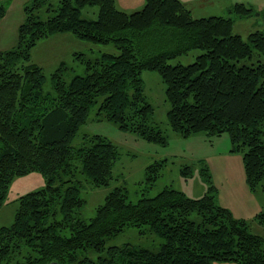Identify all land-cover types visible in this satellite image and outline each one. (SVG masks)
<instances>
[{
	"label": "trees",
	"instance_id": "1",
	"mask_svg": "<svg viewBox=\"0 0 264 264\" xmlns=\"http://www.w3.org/2000/svg\"><path fill=\"white\" fill-rule=\"evenodd\" d=\"M51 2L25 3L15 45L0 51V208L15 178L37 172L45 180L42 189L17 199L12 224L0 228V264H264V237L217 204L206 165L201 174L209 186L199 199L166 187L131 203L125 189L117 187L85 222L78 215L85 204L83 182L108 186L118 150L96 135H84L78 148L71 145L100 98L97 120L167 144L150 123L153 108L143 95L142 73L156 72L165 86L170 129L182 138L228 134L231 152L243 153L249 190L264 193V63H245L255 54L264 58V33L252 32L246 40L233 33L236 19L257 11L236 3L228 17L194 18L179 0H145L130 13L115 0H60L57 7ZM9 3L0 0V21ZM88 7L97 8L96 19L82 18ZM43 8L54 15L41 20ZM258 15L264 17V8ZM60 34L112 44L116 53L93 60L72 53L85 65V75L67 82L68 66L61 61L50 75L48 93L43 67L32 62L31 53L41 40ZM193 50L201 52L193 63L169 64ZM162 168L160 162L147 167L145 190ZM182 175L189 178L190 168ZM254 221L264 227V209ZM145 226L163 240L157 252L131 244L106 248L107 240L124 229ZM87 249L104 254L96 261L77 259V252Z\"/></svg>",
	"mask_w": 264,
	"mask_h": 264
},
{
	"label": "rangeland",
	"instance_id": "2",
	"mask_svg": "<svg viewBox=\"0 0 264 264\" xmlns=\"http://www.w3.org/2000/svg\"><path fill=\"white\" fill-rule=\"evenodd\" d=\"M60 0H52V5L57 7ZM117 7L123 11H137L142 8L145 0H115ZM190 7L193 15L200 17L220 16L228 17L227 7L236 3L249 5L257 11L254 16L243 19H236L233 24V33L246 40L252 32L264 33V17L258 12L264 8V0H183ZM96 7L85 8L82 10V18L96 19ZM130 13V12H129ZM41 20H46L53 16L43 8L39 12ZM23 9L20 7V0H11L7 8L8 27L3 33L1 44L3 49H11L16 43L17 33L14 26L22 20ZM16 33V34H15ZM61 38V39H60ZM68 38V39H67ZM84 55L85 60L94 59L101 53H116L115 47L110 45L93 44L76 39L72 35H54L49 39L41 40L32 51L33 63L41 65L46 77L43 86L44 92L52 93L50 75L59 65V60L66 62L68 71L65 74L67 82L73 76L85 75V65L72 53ZM71 54V55H70ZM201 54L199 50H193L187 55H183L169 61L171 65H188L194 62L195 58ZM264 63V58L254 55L251 62L257 60ZM141 78L144 82L143 95L146 102L152 108L153 113L150 123L163 133L167 144L164 146L140 139L134 134L126 132L118 125L97 120L96 111L102 98L98 99L96 106L89 112L87 122L82 125L72 140L71 145L78 148L83 145L84 135L88 137L100 136L109 140L118 150L117 160L112 168V180L109 185L101 188H93L86 184L80 192L85 204L78 210V215L89 222L96 214V209L103 205L106 195L117 187H122L126 191L127 199L131 203H136L142 195L152 198L169 187L184 193L191 199H199L208 190V182L201 174V170L206 165L210 173L211 184L217 189L218 205L227 208L233 217L246 219L251 223V231L264 237V227L257 225L254 221V208L260 211L264 208V193L259 188L258 192L252 193L246 182L243 166V153L231 152L230 138L224 133L220 136L208 137L205 134L192 135L182 138L173 132L167 122V112L169 104L165 97V86L156 72L145 71ZM155 162L163 164L158 178L151 189L145 190L146 169ZM189 167L192 175L185 178L182 171ZM83 180L81 175L77 176ZM45 186V180L40 173L34 172L28 175L15 178L8 189L3 206L0 208V228L8 227L13 222L15 210L18 207L17 199L27 193L37 191ZM237 191V192H236ZM234 192V193H233ZM260 205V206H259ZM261 206V207H262ZM257 212V213H259ZM254 215V216H253ZM68 231H63V235H68ZM163 240L149 231L147 226L136 228L129 227L124 229L116 237L107 240L106 248L109 246L122 247L125 244L140 246L151 251L157 252ZM103 252H96L93 249L78 251L77 259L88 257L96 261ZM70 264H76L72 262ZM209 264H235L233 262H211Z\"/></svg>",
	"mask_w": 264,
	"mask_h": 264
},
{
	"label": "crops",
	"instance_id": "3",
	"mask_svg": "<svg viewBox=\"0 0 264 264\" xmlns=\"http://www.w3.org/2000/svg\"><path fill=\"white\" fill-rule=\"evenodd\" d=\"M29 0H20V7L23 9V6H24V4L25 3H27ZM190 12H191V15L194 17V18H197L198 17V15H193V13H192V10L190 9V7H188L185 3H184V1L183 0H179ZM10 2H11V0H10ZM10 4V3H9ZM233 5H230V6H228L226 9L228 10L229 8H231ZM125 12H131V11H125ZM7 19V12H6V15H5V17L0 21V51H4L5 49H3L4 47H1V44L2 45H4L5 44V42H2V38H3V33H6V28L8 27V25H9V22L6 20ZM23 19H24V16L22 17V20L20 21H18V23H16L14 26H12L13 28H14V31L17 33V28H18V26L23 22ZM15 33V34H16ZM60 35H63V36H65V35H69V34H60ZM49 39V38H48ZM61 39V38H60ZM68 39V38H67ZM47 40V39H46ZM12 46H14V45H12ZM71 55V54H70ZM31 60H32V62H34L33 61V59H32V53H31ZM58 61H59V63L62 61V60H59L58 59ZM41 66V65H40ZM42 67V66H41ZM237 192V191H236ZM234 193V192H233ZM264 204V203H263ZM260 206V205H259ZM262 206V205H261ZM260 206V208L262 209V208H264V205L261 207ZM223 207V206H222ZM254 214L256 215L257 214V212H259V208L258 207H256V209L254 208ZM254 216V215H253ZM242 219H244V218H242ZM246 220V219H245Z\"/></svg>",
	"mask_w": 264,
	"mask_h": 264
}]
</instances>
